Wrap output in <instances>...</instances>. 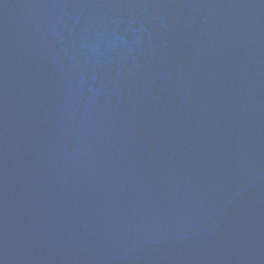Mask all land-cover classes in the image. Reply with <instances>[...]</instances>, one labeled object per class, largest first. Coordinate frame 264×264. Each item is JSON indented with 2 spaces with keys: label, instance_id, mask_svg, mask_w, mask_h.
Listing matches in <instances>:
<instances>
[{
  "label": "water",
  "instance_id": "95a60500",
  "mask_svg": "<svg viewBox=\"0 0 264 264\" xmlns=\"http://www.w3.org/2000/svg\"><path fill=\"white\" fill-rule=\"evenodd\" d=\"M0 264H264V0H0Z\"/></svg>",
  "mask_w": 264,
  "mask_h": 264
}]
</instances>
